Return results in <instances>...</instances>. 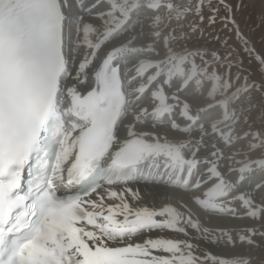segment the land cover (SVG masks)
Wrapping results in <instances>:
<instances>
[{"label":"snow or ice","instance_id":"snow-or-ice-1","mask_svg":"<svg viewBox=\"0 0 264 264\" xmlns=\"http://www.w3.org/2000/svg\"><path fill=\"white\" fill-rule=\"evenodd\" d=\"M239 7L0 0V264H257L195 239L264 248V47ZM205 9L217 49L163 23L202 32Z\"/></svg>","mask_w":264,"mask_h":264},{"label":"rangeland","instance_id":"rangeland-1","mask_svg":"<svg viewBox=\"0 0 264 264\" xmlns=\"http://www.w3.org/2000/svg\"><path fill=\"white\" fill-rule=\"evenodd\" d=\"M176 4H188L198 3L199 0H174ZM233 5H240L238 10L234 11L235 19L237 24L240 27V30L244 34L245 37L249 38L250 43L256 47L257 50H260L264 47V0H230ZM207 9H205V19L202 25V32L197 31L192 33L189 29L188 25L193 23V21L199 23V17L195 14H189L187 19L177 21L173 19L170 23L167 19L164 20V25L169 27V30L175 29L177 34L184 32L187 34V39L181 41V44H187L189 48H200L207 51L212 49L219 48V45L215 42L216 34L220 31L221 25L219 22L215 26H209L207 20ZM236 38L233 37V44L235 47H239V45L235 44ZM179 46V45H177ZM222 51V49H220ZM243 54V53H242ZM245 65L248 64L247 58H245ZM235 71V69H233ZM254 95V103H259V96L257 94ZM259 109L257 110L258 114ZM251 122V121H250ZM259 123H253V127H260ZM202 222L203 218H211L217 219L216 216L205 215V213L201 212L199 217ZM229 220V219H228ZM234 222H239L232 220ZM204 223V222H203ZM207 225V224H206ZM208 252L210 255H216L221 258L229 257L233 252L245 253L238 249H230V248H214V249H206L204 250ZM254 258L255 255L252 254Z\"/></svg>","mask_w":264,"mask_h":264},{"label":"bare ground","instance_id":"bare-ground-1","mask_svg":"<svg viewBox=\"0 0 264 264\" xmlns=\"http://www.w3.org/2000/svg\"><path fill=\"white\" fill-rule=\"evenodd\" d=\"M141 190L145 194L151 196L152 192L153 191H157L158 189H152L150 187H143V188H141ZM200 215H201V213H200ZM203 222L205 224H207V226H209V227H215L217 225H221V226H223V225H227V226H233V225H235V226H243V224L248 223V221L234 222L232 220H228V219H223L222 220V219H218V218L217 219H211V218L204 219L203 218ZM195 239H197V241L200 243V250L201 251H204L206 249H214V248H217V249H220V248L238 249V250H240L242 252H246V253L251 251V254L255 255V257L253 259L255 261H257V264H258L260 258L262 256H264V248H261V247H256L254 249H248L247 247H245V248H239V247L232 248V247H225L222 244L221 245L209 244L207 241L200 240L199 237H196Z\"/></svg>","mask_w":264,"mask_h":264}]
</instances>
